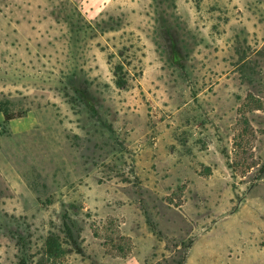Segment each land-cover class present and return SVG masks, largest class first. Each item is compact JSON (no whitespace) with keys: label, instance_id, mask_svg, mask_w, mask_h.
Instances as JSON below:
<instances>
[{"label":"rangeland","instance_id":"obj_1","mask_svg":"<svg viewBox=\"0 0 264 264\" xmlns=\"http://www.w3.org/2000/svg\"><path fill=\"white\" fill-rule=\"evenodd\" d=\"M0 264H264V0H0Z\"/></svg>","mask_w":264,"mask_h":264},{"label":"trees","instance_id":"obj_2","mask_svg":"<svg viewBox=\"0 0 264 264\" xmlns=\"http://www.w3.org/2000/svg\"><path fill=\"white\" fill-rule=\"evenodd\" d=\"M114 76H115V79H116V82H115L116 86L118 88H123L124 85H125V83H123V81L119 78V71L117 69L114 71ZM2 114H3V117H4V120L5 121H10V120H12L14 118L13 116L9 115L6 112H3L2 111ZM55 244L56 243H55V240L54 239H52L50 237H49V239H47V243H46V245H47V251H46V253H47V255L49 257H55V256H58V254H59L57 252V247L55 246Z\"/></svg>","mask_w":264,"mask_h":264}]
</instances>
